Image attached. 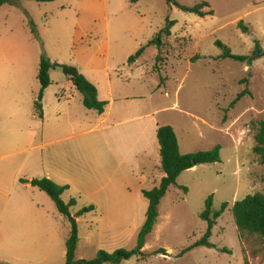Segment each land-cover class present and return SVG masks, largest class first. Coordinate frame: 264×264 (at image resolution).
I'll use <instances>...</instances> for the list:
<instances>
[{
    "label": "rangeland",
    "instance_id": "obj_1",
    "mask_svg": "<svg viewBox=\"0 0 264 264\" xmlns=\"http://www.w3.org/2000/svg\"><path fill=\"white\" fill-rule=\"evenodd\" d=\"M175 1L188 9L207 3L208 7L200 11H211L212 15L200 17L178 7H168L165 0H138L134 4L128 0L83 1L84 6L92 3L98 25L102 23L104 27L105 12L108 15L113 58L116 52L124 50L134 55L144 48L131 70L121 65L122 62L118 67L121 73H111L113 86L117 88L115 96L119 92L129 98L127 104L115 101L113 112L120 106L132 104L147 111L164 109L157 116L159 124H172L186 150L194 153L220 146V163L187 170L178 177L177 186L169 188L159 204L154 228L146 237L143 257H132L121 264H264V247L260 240L247 234L241 239L231 213L235 202L255 193L264 194V164L256 163L252 153L255 124L264 121V0ZM79 4L80 0L42 4L34 0H14L0 8V140L24 130L20 122L33 111L39 117L34 104L40 89L37 73L41 57L48 59L49 55L71 64L69 47L76 36ZM166 19L174 25L170 36L164 38L166 48L159 53L157 62L158 51L148 43L164 28ZM239 22L247 28V33L238 28ZM81 25H87L84 18ZM217 41L237 57H251L257 43L262 54L251 62L223 58V51L215 44ZM17 57L23 59V63L15 62ZM116 60L114 58V62ZM49 74L53 81L40 103L47 117L45 128L53 132L58 122L54 111L57 108L61 112L68 103L64 98L59 99L60 93L73 96L68 104L71 110L75 107L80 113L85 110L81 94L66 86L61 70L51 69ZM241 93L244 94L238 98ZM61 118L60 123L65 122V118ZM74 118L72 112L71 119ZM117 123L112 120L97 127L79 126L66 130L62 136L73 137L68 143L76 144V149L81 151L80 145L90 139L103 142L124 135L130 124ZM90 128H93L91 132L83 134ZM130 140L127 150L120 152L125 157L118 169L127 170L133 185H137L143 173L157 186L163 176L158 169V144L148 149L146 158L133 157L138 145L134 146L136 139ZM101 150L102 154L106 153ZM37 153L39 158L40 152ZM4 162L0 160V164ZM20 180L16 190L19 189L21 198L55 213L51 221L56 231V249L52 257L39 258L35 264H65L66 218L57 214L45 193L26 188ZM180 187L187 192L184 194ZM211 195L215 208L228 204L212 229L209 241L213 247H199L178 257L179 252L203 236L206 225L199 214ZM61 199L65 204L71 199L76 201L70 208L71 215L90 206L82 203L75 190L66 191ZM141 201L142 204L135 201L134 209L126 211L125 220L115 225L101 224L97 212L78 217L76 259L92 260L99 251L133 250L148 205L146 200ZM162 250L166 255L158 253ZM6 258L14 260L0 251V262Z\"/></svg>",
    "mask_w": 264,
    "mask_h": 264
},
{
    "label": "crops",
    "instance_id": "obj_2",
    "mask_svg": "<svg viewBox=\"0 0 264 264\" xmlns=\"http://www.w3.org/2000/svg\"><path fill=\"white\" fill-rule=\"evenodd\" d=\"M83 1L80 0L78 6L79 18L78 27L75 30L76 36L69 47L71 64L47 56L50 57L48 59L51 63H63L62 65L75 67L95 86L98 99L105 102L106 106L102 114H97L95 111L87 110L84 107L85 113H80L78 107L71 110V105H68L73 96L71 94L65 95L62 92L59 94V99L64 98L68 103L61 112L57 108L54 111L58 122L53 128V132L50 131L51 128H45L46 114L42 111V117L39 118L33 111L28 118L20 122L19 126L24 130L21 129L19 134L0 140V152L3 151L0 160H5L4 163L0 164V251L4 252L7 257L14 259H1L4 261L3 263L35 264L39 258L52 257L56 249V231L51 221L55 218V213L45 210L39 203L35 204L21 198L19 189L16 190V183L21 178L27 181L23 185L29 189L35 188L29 183L31 180L41 178L49 179L60 186H67L66 191L75 190L82 203L85 202V205L95 208V211L90 214L97 212L101 224L115 225L121 219L125 220L126 211L134 209L135 201L142 204L141 199L146 200L142 195L143 191H149L156 187V183L149 182V178L143 173L138 177L137 185H133L127 170L118 169L119 163H122L125 157H122L120 152L127 150L130 139H136L134 146L138 145L137 152L133 157L143 156L146 158L148 149L158 144L156 139L158 127L171 126L177 137L180 154L191 153V151L186 150L184 143H181L172 124H159L157 116L164 109L147 111L142 110L140 105L132 104L131 106H120L116 113L113 112L114 102L121 100L118 102L127 104L128 97L119 92L115 96L117 88L113 86L111 73H121L118 67H121L120 63L122 62L121 65L131 70L132 67L136 66L140 57L129 64L128 59L133 56V53L123 50L116 52L114 58L117 60L114 62L107 25L109 22L108 15L105 12L104 27L102 23L98 25L93 15L92 3L89 2V5L86 6L85 4L84 6ZM83 18L87 23L85 27L81 25ZM16 59L15 62L23 63V59L18 57ZM49 79L50 82L53 81L50 74ZM66 86L75 90L68 78H66ZM39 91L40 89L38 94ZM44 92L41 101L42 99L44 101ZM40 105L42 109V104L40 103ZM72 112L76 116L74 120L71 119ZM61 117L65 118V122L60 123ZM112 120L118 121L117 124L119 125L130 124L124 130L123 133L125 134L110 140L104 139L103 142L90 139L80 145L81 151L76 149V144L68 143V140L73 137L62 136L68 129L91 125L97 127ZM108 127L106 126V128ZM92 130L93 128H90L83 134ZM100 144L103 147H100ZM101 149L106 150V153L102 154ZM32 152L36 153L33 154ZM37 152H40L39 158ZM158 169L160 170V166ZM160 172L162 173L161 170ZM131 177L133 179L135 175L132 174ZM14 194L17 195L14 196ZM76 222L78 225V218H76Z\"/></svg>",
    "mask_w": 264,
    "mask_h": 264
},
{
    "label": "trees",
    "instance_id": "obj_3",
    "mask_svg": "<svg viewBox=\"0 0 264 264\" xmlns=\"http://www.w3.org/2000/svg\"><path fill=\"white\" fill-rule=\"evenodd\" d=\"M36 3H50L56 0H34ZM129 3L134 4L138 0H128ZM14 0H0V8L6 4H12ZM168 7H178L186 12L195 13L200 17L212 15V12L203 13L200 10L203 7H208L207 3H201L194 8L188 9L180 7L175 0H165ZM174 25L169 19H166L165 26L149 41L148 46H154L158 54L156 61L159 62V53L163 48H166L164 38L170 36V29ZM238 28L243 33H247L246 27L242 26V22H239ZM34 33V30H32ZM216 46L223 51V58H230L232 60L244 62H251L262 54V49L257 43L255 50L251 57H237L231 54L230 50L221 42L217 41ZM144 48H140L136 53L129 57L128 63H133L137 58L141 56ZM51 69H60L62 74L68 78L75 90L82 96V105L87 110H93L97 114H102L106 103L98 99V94L95 86L91 84L78 70L69 65H62L58 63H51L49 59L44 56L41 57L39 63V71L37 80L40 85V91L35 102V109L38 112L39 117H42L41 98L43 92L50 86L49 71ZM245 93V91H244ZM239 94L238 98L242 96ZM254 135V148L252 153L254 159L258 164H264V121H259L255 124ZM156 139L159 147L160 157V170L164 174L161 178L158 186L152 188L149 191H143L142 195L148 202V207L145 214L144 224L138 234L137 244L133 250H116L113 253H107L99 251L95 258L89 261L77 260L75 258L77 245L79 242L78 225L76 218L94 212L93 206L84 207L75 216H71L70 208L76 205V201L71 199L68 204H65L61 196L68 189L67 186H60L53 181L41 178L33 179L29 183L32 187L37 188L41 192L45 193L50 200L54 203L55 208L59 215L66 218L69 226V233L65 240V264H121L123 261H127L132 257H143L142 249L145 245L146 237L152 232L154 225L158 217V207L161 200L165 197L170 187L177 186V178L185 171L192 169L199 165L216 164L220 163V146H215L208 151H198L182 155L179 152L178 141L176 134L171 126L158 127L156 132ZM21 183H27L26 180H20ZM187 192L186 188L180 187ZM228 208L227 203H223L219 208L214 207L213 195L209 196L204 204V209L199 214V218L205 223L206 228L203 236L195 241L189 248L183 249L178 257H181L190 250L198 247H213L209 240L211 238L212 229L216 226L217 220L221 217L224 211ZM231 213L235 226L237 228L238 236L242 239L244 234L249 236H256L264 247V194L255 193L253 195L246 196L243 200L235 202L231 208ZM158 253L165 254V251H159ZM0 264H8L0 262Z\"/></svg>",
    "mask_w": 264,
    "mask_h": 264
}]
</instances>
